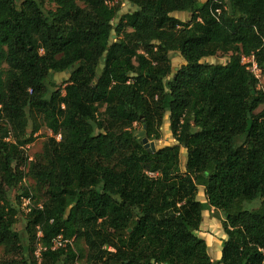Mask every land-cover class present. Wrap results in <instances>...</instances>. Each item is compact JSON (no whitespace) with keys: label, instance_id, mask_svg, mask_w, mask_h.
<instances>
[{"label":"trees","instance_id":"obj_1","mask_svg":"<svg viewBox=\"0 0 264 264\" xmlns=\"http://www.w3.org/2000/svg\"><path fill=\"white\" fill-rule=\"evenodd\" d=\"M253 63L264 75V0H0V264H75L78 240L88 264H264ZM166 115L176 144L145 149L133 125L159 141ZM36 119L52 136L29 160ZM207 209L224 216L215 262Z\"/></svg>","mask_w":264,"mask_h":264},{"label":"rangeland","instance_id":"obj_2","mask_svg":"<svg viewBox=\"0 0 264 264\" xmlns=\"http://www.w3.org/2000/svg\"><path fill=\"white\" fill-rule=\"evenodd\" d=\"M206 0H201V2H205ZM78 5L80 7H84L83 3L79 2ZM46 9L54 10V6H45ZM130 11V7L127 3L121 4L120 8V14H126ZM178 18L181 20H185V17L183 15H177ZM187 19V17H186ZM172 60V66L173 68H177L183 64V60L180 56L174 55L171 56ZM208 63L211 64H224L226 62V57H217V58H209L205 60ZM252 63V60L245 59L244 64H250ZM249 70L257 77L258 79V89L261 90L264 93V75L260 73V71L257 69V67H254L252 64ZM54 80L55 83L57 84L56 86H61L62 83L67 80V75L66 74H56L54 75ZM263 107H259L256 113L262 111ZM36 126H40L39 132L35 135V140L33 144L30 146L26 147V155L30 158L29 160H32L35 154L41 153L43 145L46 143L47 139L52 136V133L47 130V128L43 125L41 119H36ZM32 124H29L28 132L32 130ZM132 131L134 134L138 137L139 134H143L142 137L138 138L139 140L147 139L148 144L149 143H154L155 149H161L166 146H172L176 144V142L173 140L171 131H170V123L168 120V115L165 116L163 120V125L160 129V140L159 141H152L149 140L144 136V130L143 126L141 124H134ZM186 160V150L184 148H180V162L181 165L183 166L184 162ZM34 186V181L31 180L28 177H25L21 184L13 190H10L8 192V196L12 202H15V199L17 196H19L21 193L22 188H32ZM197 200L200 201L201 203H206V198H205V193L204 189L199 188V192L197 195ZM29 204V201L26 199H22V206L20 209V214L17 217V224L15 226L16 232L19 233L22 239L26 238V233L24 230V214L27 212V205ZM258 205V202H254L253 204H246L245 208L250 209L251 206ZM203 221L202 225L200 227V231L198 232V236L204 239L206 246H207V253L208 256L210 257L212 262L217 261V255L220 250H222V243L221 242V237L224 235L223 229H222V220L224 216L220 212H216L212 209H207L205 212H203ZM221 245V246H220ZM72 246L76 249H79L82 251L83 258L77 260L75 264H88L85 260V256L87 253V248L83 240H78L72 244ZM109 251H112L109 249ZM2 251L0 249V258H1Z\"/></svg>","mask_w":264,"mask_h":264},{"label":"water","instance_id":"obj_3","mask_svg":"<svg viewBox=\"0 0 264 264\" xmlns=\"http://www.w3.org/2000/svg\"><path fill=\"white\" fill-rule=\"evenodd\" d=\"M142 135L143 134H139L138 135V138L142 137ZM142 143H143L145 149L150 148L152 150V152H155L156 151L154 143H149L148 144L147 139H143Z\"/></svg>","mask_w":264,"mask_h":264},{"label":"crops","instance_id":"obj_4","mask_svg":"<svg viewBox=\"0 0 264 264\" xmlns=\"http://www.w3.org/2000/svg\"><path fill=\"white\" fill-rule=\"evenodd\" d=\"M220 239H221V242L226 241L227 237H226L225 233H224V235H222V237H221ZM222 244H223V243H222ZM220 246H221V245H220ZM220 256H221V254H220V250H219L218 255H217V260L220 259Z\"/></svg>","mask_w":264,"mask_h":264},{"label":"built area","instance_id":"obj_5","mask_svg":"<svg viewBox=\"0 0 264 264\" xmlns=\"http://www.w3.org/2000/svg\"><path fill=\"white\" fill-rule=\"evenodd\" d=\"M244 60L245 59H243V62H244ZM249 60V59H248ZM253 65H254V67H256V65L253 63ZM55 139L57 140V141H59L60 140V136L58 135V136H56L55 137ZM61 244H60V242L58 243V242H56V244H55V248L56 247H58V246H60ZM263 254H264V251H261Z\"/></svg>","mask_w":264,"mask_h":264}]
</instances>
